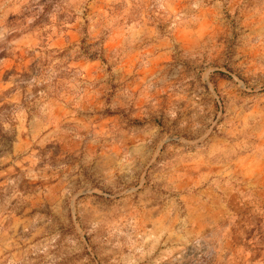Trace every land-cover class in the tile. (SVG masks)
I'll list each match as a JSON object with an SVG mask.
<instances>
[{
	"label": "clouds",
	"instance_id": "obj_1",
	"mask_svg": "<svg viewBox=\"0 0 264 264\" xmlns=\"http://www.w3.org/2000/svg\"><path fill=\"white\" fill-rule=\"evenodd\" d=\"M193 248L264 264V0H0V264Z\"/></svg>",
	"mask_w": 264,
	"mask_h": 264
},
{
	"label": "rangeland",
	"instance_id": "obj_2",
	"mask_svg": "<svg viewBox=\"0 0 264 264\" xmlns=\"http://www.w3.org/2000/svg\"><path fill=\"white\" fill-rule=\"evenodd\" d=\"M201 251H207L206 248L201 249ZM200 256V252H198L196 249H189V254L185 258V264H196L197 257Z\"/></svg>",
	"mask_w": 264,
	"mask_h": 264
}]
</instances>
